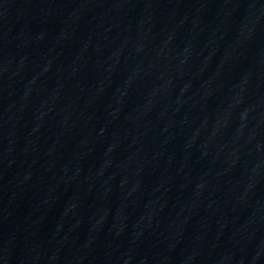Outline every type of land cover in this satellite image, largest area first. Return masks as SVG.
I'll return each instance as SVG.
<instances>
[{
    "label": "water",
    "instance_id": "95a60500",
    "mask_svg": "<svg viewBox=\"0 0 264 264\" xmlns=\"http://www.w3.org/2000/svg\"><path fill=\"white\" fill-rule=\"evenodd\" d=\"M0 235L264 264V0H0Z\"/></svg>",
    "mask_w": 264,
    "mask_h": 264
}]
</instances>
